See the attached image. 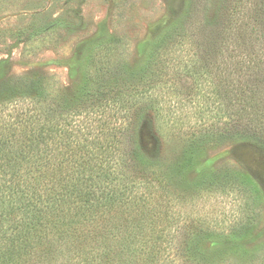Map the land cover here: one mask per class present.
I'll list each match as a JSON object with an SVG mask.
<instances>
[{
  "label": "rangeland",
  "instance_id": "rangeland-1",
  "mask_svg": "<svg viewBox=\"0 0 264 264\" xmlns=\"http://www.w3.org/2000/svg\"><path fill=\"white\" fill-rule=\"evenodd\" d=\"M253 1L0 0V70L6 76L36 72L46 78L47 85L53 83L54 89L73 87L83 75V68L96 61L100 53H105L109 61L104 62L107 69L100 76L108 74L107 64H112L121 70L119 77L129 81L128 91L134 92L132 86L139 83L140 68L158 75L156 83L161 89L153 92L161 93L162 98L152 109L153 115L131 124L134 113L145 115L149 110L145 99H140L125 119L130 127L141 125L142 150L152 163L148 177L154 184L167 185L172 192L166 208L170 220L166 230L167 238L174 235L175 240L165 244L166 257L158 264L192 262L188 260L190 252L181 249L184 243L180 247L177 243L183 241V231L189 226L199 229L197 219L206 214L208 222L191 236L198 264H264V124L260 128L248 121L251 128L247 136L229 137L234 115L233 108L227 106V99L232 101L234 91L240 85L247 86L246 81L257 92L263 88L264 53H257L251 62L243 55L240 69L236 51L232 57L224 51L223 55H207L202 44L199 53L204 55L203 60L199 59L190 72L186 69L192 63L193 46L185 24L194 18L204 22L222 17L229 9H234L236 16L248 18L254 14ZM113 34L119 41L111 54L108 40ZM160 36L169 39L162 57L165 75L149 61L152 52L148 50L154 49L152 41ZM237 37L244 38L240 34ZM146 51L150 55H145ZM7 104L0 108V136H8L14 143L11 156L23 140V104ZM114 109L117 123H124L121 109ZM254 109L251 111L264 112ZM96 113L93 109L72 108L68 116L72 119L75 115L74 122L82 119L83 126L91 127L99 123V118L94 119ZM204 131L210 137L205 136L196 146L194 132ZM253 133L257 138L250 136ZM4 161L0 155L1 166ZM183 183L188 188L185 191L177 188ZM198 187L211 190L196 192L193 188ZM152 193L155 202L165 199L159 197L158 188ZM242 225L248 230L241 229ZM211 250L218 256L213 260L209 256L208 260Z\"/></svg>",
  "mask_w": 264,
  "mask_h": 264
},
{
  "label": "trees",
  "instance_id": "trees-1",
  "mask_svg": "<svg viewBox=\"0 0 264 264\" xmlns=\"http://www.w3.org/2000/svg\"><path fill=\"white\" fill-rule=\"evenodd\" d=\"M253 5L254 14L248 18L236 16L234 9H229L222 17L204 22L194 18L185 24L193 46L192 63L186 65L188 72L199 59L203 60L204 55L199 53L202 44L207 55H223L224 51L232 57L236 51L240 69L243 55L251 62L257 53H264V0H254ZM238 34L244 36L243 40L238 39ZM108 41L112 54L119 39L113 34ZM152 43L149 61L163 73L162 57L169 39L160 36ZM97 52L100 50L94 56ZM99 56L68 88L54 89L53 83L47 85L40 73L10 77L0 70V108L7 103L15 107L23 104L20 124L24 130L23 140L11 156L14 143L8 136H0V155L5 160L0 165V264H158L166 257L165 244L175 240L174 235L167 238L166 230L170 225L166 208L172 192L167 185L154 184L148 177L152 163L142 150L141 125L130 127L125 122L140 99H145L149 113H134L131 124L153 115L152 109L159 106L162 98L161 93L153 92L161 89L156 83L158 75L140 68L138 78L143 84H134L131 92L129 81L122 80L121 70L112 64H107L108 74L100 76L107 69L104 62L109 61L105 53ZM261 63L264 66V58ZM246 84L234 91L232 101L227 99L234 115L229 137L247 136L251 128L248 121L259 127L264 124V112L251 111L264 110V86L257 92L247 81ZM115 106L121 109L124 123H117ZM72 108L95 110L98 125L83 126L82 119L74 122L75 115H71L72 119L68 116ZM210 135L207 131L194 132L192 140L199 146L198 142ZM250 136L257 138L254 133ZM155 188L160 189L159 197L164 200H153ZM177 188L188 189L185 183ZM193 189L202 192L211 187ZM175 197L179 201L177 194ZM201 217L197 219L199 229L189 226L188 231H183V241L177 243L179 247L184 243L181 249L190 252L188 260L196 264V244L191 236L208 222L207 214ZM242 228L248 230L246 225ZM209 256L213 260L218 255L211 250L208 260Z\"/></svg>",
  "mask_w": 264,
  "mask_h": 264
}]
</instances>
